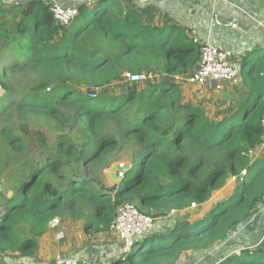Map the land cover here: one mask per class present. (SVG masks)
<instances>
[{"label":"trees","instance_id":"16d2710c","mask_svg":"<svg viewBox=\"0 0 264 264\" xmlns=\"http://www.w3.org/2000/svg\"><path fill=\"white\" fill-rule=\"evenodd\" d=\"M91 7L78 5L66 27L43 0L0 8V171L19 177L13 193L0 192V255L32 257L60 217L110 232L123 204L155 221L200 208L162 233L153 227L107 264H177L219 247L264 202V159L253 158L264 141V77L240 68L232 108L212 120L202 104L183 102L176 81L200 60L189 30L149 26L124 0ZM127 73L166 79L105 95ZM119 148L138 169L129 160L124 179L108 189L95 169L106 171ZM226 249L219 264H264L263 247Z\"/></svg>","mask_w":264,"mask_h":264},{"label":"crops","instance_id":"0c3cea01","mask_svg":"<svg viewBox=\"0 0 264 264\" xmlns=\"http://www.w3.org/2000/svg\"><path fill=\"white\" fill-rule=\"evenodd\" d=\"M20 1L23 0H0V8L11 7ZM51 1L53 0H43L47 4H50ZM55 1L63 7L71 8H77L80 4L91 7L93 3V0ZM124 1L129 8L141 12L145 24L158 28L177 26L187 29L190 31L191 38L199 43H209L228 52L238 71L241 68V71L248 72L252 69L250 65L256 62L253 67L259 70L261 78L264 77V0ZM155 79L161 81L166 77L155 74ZM189 84L192 87L200 88L205 100H196L193 92L191 95L181 91L183 102L192 105L202 104L210 116L217 108H221V105L218 104V100L221 99L223 107L217 114L223 115L225 107H229L228 110L232 108L233 99L239 92L240 79L238 85L235 86L223 83L220 90H214L213 85L208 82L199 87L190 82ZM245 91L246 89L241 86V95L247 96ZM222 115L220 117L217 115L215 120L220 119ZM256 151V160L264 159V141L254 152ZM189 209L182 210V212ZM62 219V222L53 223L47 233L38 239V248L32 257H21L18 254L0 255V264H52L56 257H64L77 262L82 261L87 264H98L102 257L106 258L105 263L102 264H107L122 257L120 254L121 243L114 229L107 233L93 234L85 228L83 219L67 217ZM156 228L159 232L163 231L161 224H157ZM59 231L64 232V238L61 240H57L55 237ZM112 234L115 235L120 248L117 245L110 246L111 252L107 254L105 251H101L102 241L111 243ZM89 239L91 242H88ZM91 255L97 256L91 258ZM95 259L97 261H93ZM181 260L177 264H180Z\"/></svg>","mask_w":264,"mask_h":264},{"label":"built area","instance_id":"2783aa9c","mask_svg":"<svg viewBox=\"0 0 264 264\" xmlns=\"http://www.w3.org/2000/svg\"><path fill=\"white\" fill-rule=\"evenodd\" d=\"M49 12L54 21L63 27L69 26L78 16L77 8L62 7L55 0L49 4ZM195 43L200 45V60L188 75V82L199 87L204 86L207 79L213 78L230 85H238L239 71L232 63L228 52L209 43H199L198 41ZM153 79H155L153 73L123 75V80L131 85L142 84ZM221 86L222 84H219L215 90H220ZM261 125L264 132V115ZM154 222L152 217L142 214L134 205L123 204L117 208L113 229L121 243L123 255L130 253L138 238L153 230ZM55 237L57 240L63 239L64 232H57ZM52 264H78V262L64 257H56Z\"/></svg>","mask_w":264,"mask_h":264},{"label":"rangeland","instance_id":"374dc122","mask_svg":"<svg viewBox=\"0 0 264 264\" xmlns=\"http://www.w3.org/2000/svg\"><path fill=\"white\" fill-rule=\"evenodd\" d=\"M96 2H97V0H93V4H95ZM111 4H112L111 2L107 3V5H111ZM91 9H92V7H91ZM17 57L19 58L20 61H24V59L21 58L20 56H17ZM254 63L256 64V62H254ZM254 63H252L250 65L252 68L255 65ZM18 78H19V76H14L11 78V85L12 86L16 85V83L19 81ZM176 81H177L181 91L187 92L189 94H191L193 92L192 94H194V96L196 97V100H205V98H203V95H202L203 92H200L201 91L200 88L190 86V84L188 82V75L183 76L181 79H177ZM152 82H157V79H155V81L153 79L152 81H148V82H145L142 84H138L137 86L140 88V87H143V86H145L149 83H152ZM133 86H134V84L131 85V84L125 82V80L121 79L119 82L114 83L110 87H108L107 90L104 91V93H105V95L106 94L107 95L118 94V93H122L126 88H130ZM234 88H236V87H234ZM218 104L221 105V108L223 107V103H222L221 99L218 100ZM221 108H217L210 115L212 120H215V119H217L218 116L220 117L222 115V114H217ZM228 108L229 107H225L223 109L224 114L228 112ZM34 126L37 127L35 123H34ZM41 128H42V126H41ZM119 150H120V148L117 151L110 153V155L108 156V159L112 162V164L109 166V168L115 163L131 160V162L132 163L134 162V164H135V170H137L139 163L137 162V160L135 158L131 159V157H129V153H131V152H128L125 150H121V151H119ZM256 155H257V151L254 152L253 158L256 159V157H255ZM109 168L104 172L99 171V169L96 168L95 173H94V176L98 179V181L102 185L106 186L108 189L111 188L113 185H116V184H111L107 180L106 172L109 170ZM17 173H18V171H16V172L0 171V192H2V193L7 192V191H9L10 193L14 192V190L18 186V178L19 177H18ZM228 183L231 186H234L235 180L231 181V182L228 181ZM119 188H121V186H119ZM216 195H217V192H213L211 194V199L214 198ZM134 203L135 202H133V204ZM199 208H200L199 206L194 205L189 210H186L183 212L180 211L176 214L173 213L172 215L175 214L174 217H170L168 215L165 218H161L160 221L155 222V225H154L155 232H157V233L159 232L156 230L157 224H161L162 229H165L167 227H170V225H172L174 220H176V219L183 220V219L187 218L188 216H191L193 214L198 213ZM263 210H264V202L262 203V207H260V209L257 210L256 214H254L252 216L251 220L246 224V226H244L242 228L240 227L239 229L234 231V233L232 234V236L229 240L220 244L219 247H217V248H212V249L205 251L203 253H199L198 255L192 254V253L187 254L184 257H182L180 264H211V263L215 262V260L217 258L216 257L217 251H219L222 248V246H224L227 242L229 243V245H227V246H229V248H231V246L234 244H239V245L245 244L244 246H252V245L254 246L255 245L254 248H256V247H263L264 248V232L260 236V226H262V230L264 231V215L262 216V214L264 212ZM62 218H65V217H60V218L56 219V222H60L61 220H63ZM112 236L113 237H112L111 243H109V242L106 243V242L102 241L101 251H105L107 254L111 252L110 246H116L117 245L120 248V244L117 241V239L115 238V235L112 234ZM88 242H91V239H89ZM89 247H92V246H89ZM226 247L222 250L221 255L224 253V250L226 249ZM254 248H251V249H254ZM97 251L99 253L98 249H97ZM120 254H121V256H123V252H122L121 248H120ZM97 255H95V256L91 255V258L96 257ZM221 260H222V258L219 259V262L217 264H219ZM93 261H97V259H95ZM99 261L100 262L98 264L105 263L104 261H106V258L104 259L101 257V260H99ZM78 264H87V263L79 261Z\"/></svg>","mask_w":264,"mask_h":264},{"label":"water","instance_id":"95a60500","mask_svg":"<svg viewBox=\"0 0 264 264\" xmlns=\"http://www.w3.org/2000/svg\"><path fill=\"white\" fill-rule=\"evenodd\" d=\"M247 66H248V64H247ZM206 82L212 84L214 90L219 84L225 83L223 81H219V80H216V79H213V78L207 79ZM131 167H132V164L129 161H123V162H118V163L113 164L109 168V170L106 172L107 180L111 184L120 183L124 179V177L128 173V171L131 169ZM263 215H264V212H263L262 216ZM262 234H263V230H262V226H260V236ZM227 245H229L228 242L224 246H222V248L218 251V255H217V258H216L215 262H213L211 264H217L219 262L221 252ZM254 246L253 245L252 246H248V248H247V246L239 245V247L242 248V249H251V248H254Z\"/></svg>","mask_w":264,"mask_h":264},{"label":"clouds","instance_id":"9594fccd","mask_svg":"<svg viewBox=\"0 0 264 264\" xmlns=\"http://www.w3.org/2000/svg\"><path fill=\"white\" fill-rule=\"evenodd\" d=\"M76 8V7H75ZM77 18V17H76ZM131 252V251H130ZM129 254V253H128ZM235 254H237V251L235 252ZM124 256V255H123ZM123 256H122V258H123Z\"/></svg>","mask_w":264,"mask_h":264}]
</instances>
